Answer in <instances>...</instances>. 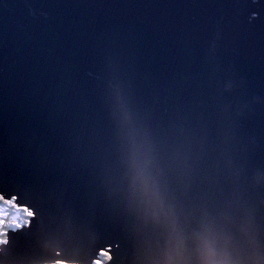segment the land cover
I'll use <instances>...</instances> for the list:
<instances>
[{"label":"water","instance_id":"water-1","mask_svg":"<svg viewBox=\"0 0 264 264\" xmlns=\"http://www.w3.org/2000/svg\"><path fill=\"white\" fill-rule=\"evenodd\" d=\"M0 264H264V0H0Z\"/></svg>","mask_w":264,"mask_h":264},{"label":"rangeland","instance_id":"rangeland-1","mask_svg":"<svg viewBox=\"0 0 264 264\" xmlns=\"http://www.w3.org/2000/svg\"><path fill=\"white\" fill-rule=\"evenodd\" d=\"M8 215H9L8 207L4 205H0V244L4 242L2 241V238L4 237L6 233L4 228L8 226L9 229H15L17 227L16 224L19 225L18 221L20 217L22 216V214L19 212H15L14 214H12L10 218ZM8 218L9 220L6 221V219Z\"/></svg>","mask_w":264,"mask_h":264},{"label":"trees","instance_id":"trees-1","mask_svg":"<svg viewBox=\"0 0 264 264\" xmlns=\"http://www.w3.org/2000/svg\"><path fill=\"white\" fill-rule=\"evenodd\" d=\"M0 205H4V206L8 207V211H9V215H8V216H9V218H10V217L12 216V214H14L15 212H19V213L22 214V216L20 217V219H19V221H18L19 225L16 224V225H17V228L27 224V221H28V219H29V215L26 214V212H25L24 210L16 209V207H15L12 203H6V202L3 201L1 198H0ZM9 218L6 219V221H8ZM4 230H5V231H8V230H10V229L8 228V226H6V227L4 228ZM4 240H5V235H4V237L2 238V241H4ZM100 259H101V262H98V263H96V264H102L103 262H105V261L108 259V257H107L106 255L102 254V255H100Z\"/></svg>","mask_w":264,"mask_h":264},{"label":"clouds","instance_id":"clouds-1","mask_svg":"<svg viewBox=\"0 0 264 264\" xmlns=\"http://www.w3.org/2000/svg\"><path fill=\"white\" fill-rule=\"evenodd\" d=\"M24 211L26 212V214L31 215V213L28 212L26 209H24Z\"/></svg>","mask_w":264,"mask_h":264}]
</instances>
